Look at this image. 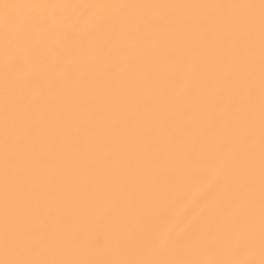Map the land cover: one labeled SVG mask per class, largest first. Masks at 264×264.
<instances>
[{
    "label": "bare ground",
    "instance_id": "bare-ground-1",
    "mask_svg": "<svg viewBox=\"0 0 264 264\" xmlns=\"http://www.w3.org/2000/svg\"><path fill=\"white\" fill-rule=\"evenodd\" d=\"M179 2L0 0V264H221L258 241V184L235 196L259 150L219 182L201 171L259 119L264 0L146 6ZM214 98L230 107L200 140Z\"/></svg>",
    "mask_w": 264,
    "mask_h": 264
},
{
    "label": "snow or ice",
    "instance_id": "snow-or-ice-1",
    "mask_svg": "<svg viewBox=\"0 0 264 264\" xmlns=\"http://www.w3.org/2000/svg\"><path fill=\"white\" fill-rule=\"evenodd\" d=\"M256 0H225V2L209 4L207 0H181L179 3H154L146 5L157 8H192L200 9L206 7H243L254 9ZM264 13V9L261 10ZM230 107L227 98L210 99L203 109L197 114V122L200 125V140L210 137L216 130ZM4 104L0 102V152L6 151L7 134L4 120ZM22 133L16 132L14 143H18ZM250 137H256L257 143H250ZM259 150L261 158L257 174L249 182L239 189L235 200L247 198L255 189H259V203L264 208V98L261 101L260 115L258 121L249 119L237 121L228 127L222 136L216 140L215 147L211 153V160L204 166L201 175L210 181L219 182L230 171L242 168L249 159L256 155ZM182 219V218H181ZM141 264H162L159 261L146 260ZM221 264H264V228H262L258 241L245 249L244 258L236 261H225Z\"/></svg>",
    "mask_w": 264,
    "mask_h": 264
}]
</instances>
